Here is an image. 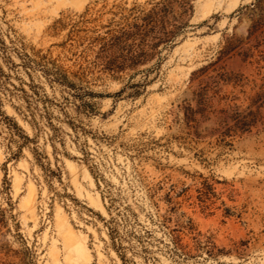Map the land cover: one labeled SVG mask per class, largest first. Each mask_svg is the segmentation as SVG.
<instances>
[{"label":"rangeland","instance_id":"rangeland-1","mask_svg":"<svg viewBox=\"0 0 264 264\" xmlns=\"http://www.w3.org/2000/svg\"><path fill=\"white\" fill-rule=\"evenodd\" d=\"M153 1L0 0L8 45L42 51L71 79L82 77V87L107 95L97 99L96 115L82 117L90 133L79 137L68 124L75 108L67 118L54 106L59 132L52 138L47 121L35 130L20 114L17 108L27 110L22 98L0 92L3 110L35 138L16 159L18 145L0 124V264H117L99 215L108 214L106 185L130 204L148 203L154 187L162 211L172 208V229L191 218L192 233L176 232L187 258L162 255L160 264H264V0H193L195 26L164 50L160 65L150 71L149 62L117 78L101 71L94 40L136 5ZM228 43L234 50L220 61L219 78L191 81ZM11 57L21 61L14 50ZM2 63L14 85L18 77L30 81L21 67ZM44 77L36 74V85L61 102L67 92ZM191 109H204V116L188 120ZM84 151L92 154L90 165Z\"/></svg>","mask_w":264,"mask_h":264},{"label":"trees","instance_id":"trees-1","mask_svg":"<svg viewBox=\"0 0 264 264\" xmlns=\"http://www.w3.org/2000/svg\"><path fill=\"white\" fill-rule=\"evenodd\" d=\"M193 0H154L150 7L136 5L121 17L117 28L110 29L106 35L98 37L94 42H100V49L97 51L98 56L95 60V66L102 64L101 71L109 73L112 77H119L118 73L126 70H136L139 66L153 63V69L160 65L162 53L165 49L174 47L180 38H182L192 25L190 19L194 13ZM0 33V92L15 94L24 101L26 111L17 108L25 120L29 121L35 130L40 128L41 121H47L46 125L52 130V138L58 137L59 129L54 126L53 107L57 106L63 114L70 118L67 109L71 106L75 108L76 117L71 116L69 125L79 134H89L90 132L81 126L84 122L83 116L91 117L98 113L97 99L106 97L104 93L94 91L90 88L82 87V77L73 73L80 82L71 79L68 70L60 66L56 59H51L47 55H40L42 51L31 54L25 46L22 51L16 49L13 45H8L2 39ZM13 50L21 60L18 64L11 57ZM234 50V46L228 43L220 52V57L202 67L193 73L191 81L196 78H202L203 82H209L219 78V63ZM5 62L9 69H23L29 76L30 81H25L18 77L20 85H14L10 82L11 74L5 69L2 63ZM18 72V71H17ZM42 73L45 80L52 89L56 85L62 88L63 95L61 102H55L46 92L44 87L36 85L35 75ZM86 77V75H85ZM13 86V89L8 87ZM28 86L30 89H27ZM133 86H137L134 84ZM16 91V92H15ZM196 94L205 100V90L200 88ZM204 109L194 111L191 109L188 120L197 122V115L204 116ZM74 118H77L75 120ZM60 119V118H59ZM5 123L11 133V142L17 143L18 151L13 153L16 159L20 157L22 149L35 142L18 124V121L9 116L3 110V102L0 97V124ZM97 139V138H96ZM85 162L90 165L92 155L84 151ZM37 159H41V154L35 150ZM98 164L90 166V172L96 179L99 189L103 186L99 182ZM94 169H97L95 172ZM158 190L150 188L147 193L149 202L136 201L130 204L126 198L119 193H114L110 185H106L101 191L102 200L108 211L107 217L100 218L108 235L105 240L107 247L116 255L117 264H160L162 255L168 256L174 262L183 261L187 258L188 246L182 243L183 236L177 231L183 233H192L195 229L191 218H188L182 225V229H172L168 223L172 222V208L167 207L165 212L162 211L158 201H154ZM168 201H171L169 193ZM185 214V213H184ZM143 215V216H142ZM186 215V214H185ZM166 228L164 235H159L158 231ZM201 247V245H198ZM205 246H202L204 249ZM212 252V251H208Z\"/></svg>","mask_w":264,"mask_h":264}]
</instances>
